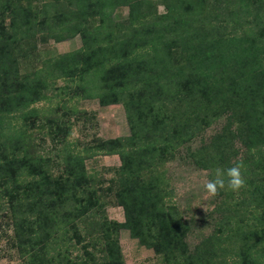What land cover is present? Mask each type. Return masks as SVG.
<instances>
[{
  "label": "trees",
  "instance_id": "1",
  "mask_svg": "<svg viewBox=\"0 0 264 264\" xmlns=\"http://www.w3.org/2000/svg\"><path fill=\"white\" fill-rule=\"evenodd\" d=\"M75 37L80 48L38 62V41ZM50 90L62 115L40 117ZM83 99L121 105L129 136L70 149L67 108L80 115ZM221 118L189 159L210 180L242 162L246 185L219 192L211 232L190 247L161 166ZM35 130L62 145L61 173ZM98 156L120 162L104 188L85 167ZM0 216L23 264H125L121 230L158 264H264V0H0Z\"/></svg>",
  "mask_w": 264,
  "mask_h": 264
},
{
  "label": "rangeland",
  "instance_id": "2",
  "mask_svg": "<svg viewBox=\"0 0 264 264\" xmlns=\"http://www.w3.org/2000/svg\"><path fill=\"white\" fill-rule=\"evenodd\" d=\"M157 11L158 14L165 13L162 6H159ZM127 15V8H120L115 11L114 18L120 22H125ZM80 47L81 40L79 37L59 43L53 40H40L37 43L38 62L74 51ZM64 85L65 82L62 80L56 82L57 87ZM49 96L52 97L50 102H41L36 106L39 109L40 117L51 116L50 109L61 105L60 98H63L62 94L50 90ZM62 107L64 108V106ZM78 108L79 112L81 111L80 115L71 113L67 108L68 114L65 117L72 124L67 141L70 144V149L76 143L75 148L80 150L87 145H92L96 139L105 140L129 136V127L121 105L102 107L96 99H83L77 103ZM62 112L60 106L56 115H62ZM224 123V118L211 123L189 144L180 147L174 160L161 166V170L165 171V178L172 192V202L175 203L183 218L190 220L191 230L186 239L190 247L196 245L203 236L211 232L214 220L210 218L209 214L213 209L215 197L210 198L204 192L203 186L210 180L208 172L200 170L192 164L188 156V149L195 150L203 142L208 141L220 131ZM36 124H43V122L39 119ZM33 134L34 141L39 145V154L53 158L52 175L61 173L64 169L62 154L58 157L56 155L60 153L62 145L53 144L46 135L36 130ZM237 146L239 147L238 144ZM119 164V159L116 156H98L85 161L87 172H96L99 176L101 185H97V187L100 186L101 188L108 185L109 180L114 177L112 169H115ZM111 197L103 199L105 214L109 220L122 223L124 221L123 210L117 206ZM80 228H82V225H80ZM119 244L125 264H158L160 261L151 250L140 246L136 240L131 239L126 230L119 232ZM0 264H23L22 258L19 257V253L14 247L10 223L3 216H0Z\"/></svg>",
  "mask_w": 264,
  "mask_h": 264
},
{
  "label": "clouds",
  "instance_id": "3",
  "mask_svg": "<svg viewBox=\"0 0 264 264\" xmlns=\"http://www.w3.org/2000/svg\"><path fill=\"white\" fill-rule=\"evenodd\" d=\"M252 151H255L254 149ZM243 163H237L227 169H217L215 177L204 184V192L210 198L216 197L221 190L238 192L245 187Z\"/></svg>",
  "mask_w": 264,
  "mask_h": 264
}]
</instances>
